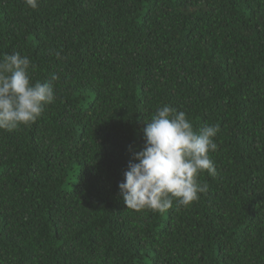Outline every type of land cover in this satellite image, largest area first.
I'll list each match as a JSON object with an SVG mask.
<instances>
[{
    "label": "trees",
    "instance_id": "16d2710c",
    "mask_svg": "<svg viewBox=\"0 0 264 264\" xmlns=\"http://www.w3.org/2000/svg\"><path fill=\"white\" fill-rule=\"evenodd\" d=\"M16 52L58 80L35 123L0 130V264H264V0H0ZM165 105L220 126L216 175L189 207L127 209Z\"/></svg>",
    "mask_w": 264,
    "mask_h": 264
},
{
    "label": "clouds",
    "instance_id": "9594fccd",
    "mask_svg": "<svg viewBox=\"0 0 264 264\" xmlns=\"http://www.w3.org/2000/svg\"><path fill=\"white\" fill-rule=\"evenodd\" d=\"M36 9L38 0H25ZM36 65L16 52L0 58V130L14 131L35 123L45 106L56 100L53 73L46 82L31 80ZM145 145L129 164L119 195L127 209H150L161 214L174 207H189L208 191L198 177L216 175L210 153L217 150L218 124L194 130L185 112L165 105L157 109L143 129Z\"/></svg>",
    "mask_w": 264,
    "mask_h": 264
},
{
    "label": "rangeland",
    "instance_id": "374dc122",
    "mask_svg": "<svg viewBox=\"0 0 264 264\" xmlns=\"http://www.w3.org/2000/svg\"><path fill=\"white\" fill-rule=\"evenodd\" d=\"M73 182L69 186H67V188H71L73 186Z\"/></svg>",
    "mask_w": 264,
    "mask_h": 264
}]
</instances>
